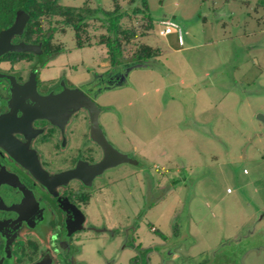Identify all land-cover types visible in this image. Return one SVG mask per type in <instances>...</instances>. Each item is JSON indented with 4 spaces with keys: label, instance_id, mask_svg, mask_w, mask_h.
<instances>
[{
    "label": "rangeland",
    "instance_id": "374dc122",
    "mask_svg": "<svg viewBox=\"0 0 264 264\" xmlns=\"http://www.w3.org/2000/svg\"><path fill=\"white\" fill-rule=\"evenodd\" d=\"M88 1L59 3L114 7ZM148 12L154 29L138 43L160 56L116 67L105 46L78 49L74 31L55 25L64 52L49 76L71 68L78 88L95 90L104 139L131 157L86 209L87 225L106 234L82 236L80 264H264V222L248 242L223 238L252 212L264 215V0H148ZM165 20L184 45L176 32L160 36ZM136 224L137 234L122 231Z\"/></svg>",
    "mask_w": 264,
    "mask_h": 264
},
{
    "label": "flooded vegetation",
    "instance_id": "af4514ba",
    "mask_svg": "<svg viewBox=\"0 0 264 264\" xmlns=\"http://www.w3.org/2000/svg\"><path fill=\"white\" fill-rule=\"evenodd\" d=\"M30 9L0 6V264H80L82 236L106 232L87 225L86 209L96 190L111 188L104 181L124 161L111 143L103 146L101 109L81 107L96 103L95 90L78 88L71 68L49 76L64 48L58 30L27 32ZM26 16L22 33L3 35Z\"/></svg>",
    "mask_w": 264,
    "mask_h": 264
},
{
    "label": "trees",
    "instance_id": "16d2710c",
    "mask_svg": "<svg viewBox=\"0 0 264 264\" xmlns=\"http://www.w3.org/2000/svg\"><path fill=\"white\" fill-rule=\"evenodd\" d=\"M123 1L125 0H113L114 7L111 10L91 7L93 5L90 3L82 7L63 6L59 0H47L46 2L43 0H0V6L19 4L31 6L28 33H40L42 27H48V31H56L55 25L57 24L63 26L60 30L62 33H65L67 28H71L75 34L76 48L83 49L93 45L105 46L113 67L159 57L161 54L159 49L142 42L138 43L154 29V22L148 12V0H141L144 9L136 7L137 0H128V7L125 9L122 5ZM143 14L145 24H142L143 20L138 26L127 25L126 19L129 22L132 19L131 15L138 17ZM95 23L99 25L96 27ZM58 51H62V48Z\"/></svg>",
    "mask_w": 264,
    "mask_h": 264
},
{
    "label": "crops",
    "instance_id": "0c3cea01",
    "mask_svg": "<svg viewBox=\"0 0 264 264\" xmlns=\"http://www.w3.org/2000/svg\"><path fill=\"white\" fill-rule=\"evenodd\" d=\"M204 112H205V110L200 111V114H202ZM136 150H138V149L136 148ZM164 155H166V153H164ZM147 156H148V153H146L144 151V153H142V159L147 158ZM129 158H131V157L128 154L122 153V160L123 161L128 162ZM159 165L162 167L161 164H159ZM228 192H230V191L228 190ZM229 194H232V193H229ZM263 210H264V207H263ZM262 222H264V215L261 216L258 213V211L252 212L250 214V216H248V218H246V221H244V219H243L241 224L240 223L237 224V226L233 230H229V232L226 230L227 234L224 235L223 238L225 237L226 240H231L234 242H241L242 240H244L245 242H248V239L254 234L256 227L259 224H261ZM262 227H264V226H262ZM140 229L142 230V228H140ZM141 230H139V231H141ZM162 233L164 234L165 232H162ZM160 243H163V241L161 240ZM253 255H255V254H253ZM253 255H251V256H253ZM174 257L177 258L178 254ZM254 261L255 260H252V262L250 264H254Z\"/></svg>",
    "mask_w": 264,
    "mask_h": 264
},
{
    "label": "water",
    "instance_id": "95a60500",
    "mask_svg": "<svg viewBox=\"0 0 264 264\" xmlns=\"http://www.w3.org/2000/svg\"><path fill=\"white\" fill-rule=\"evenodd\" d=\"M27 20H28L27 16L25 17V20H22L21 17H18L17 20H16V23L14 24V26H13L12 28H10L9 30H7L3 35H4V36H11V35H14V34H16V33H22L24 27L26 26ZM28 48H29V50L31 49L30 47H28ZM28 48H26V49H28ZM13 50H15V51H23L24 48H21V47H15V48H13ZM27 51H28V50H27ZM88 102H89V99H88ZM83 105H84V104H83ZM88 106L92 109V108L94 107L93 102H90V103H88V105L81 106V107L84 108V109H87ZM82 108H81V109H82ZM87 110H88V109H87ZM104 143H105L104 145H103V143H101V144H102L103 146H106V147H107V146H108V143H107L106 140H105Z\"/></svg>",
    "mask_w": 264,
    "mask_h": 264
},
{
    "label": "built area",
    "instance_id": "2783aa9c",
    "mask_svg": "<svg viewBox=\"0 0 264 264\" xmlns=\"http://www.w3.org/2000/svg\"><path fill=\"white\" fill-rule=\"evenodd\" d=\"M174 32L177 33L178 36V43L180 46L184 45V36L181 28L172 20H165L162 23V29L160 30L159 34L162 37H167Z\"/></svg>",
    "mask_w": 264,
    "mask_h": 264
}]
</instances>
